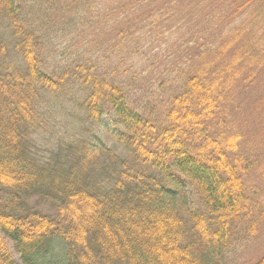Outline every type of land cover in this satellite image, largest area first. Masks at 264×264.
<instances>
[{
	"label": "trees",
	"instance_id": "16d2710c",
	"mask_svg": "<svg viewBox=\"0 0 264 264\" xmlns=\"http://www.w3.org/2000/svg\"><path fill=\"white\" fill-rule=\"evenodd\" d=\"M161 1L0 0V264H221L263 226L264 6L179 62L204 0Z\"/></svg>",
	"mask_w": 264,
	"mask_h": 264
},
{
	"label": "rangeland",
	"instance_id": "374dc122",
	"mask_svg": "<svg viewBox=\"0 0 264 264\" xmlns=\"http://www.w3.org/2000/svg\"><path fill=\"white\" fill-rule=\"evenodd\" d=\"M20 1L21 5H25V3L23 2V0H15L16 3H18ZM197 2H199L198 0H196ZM201 1V0H200ZM26 2V1H25ZM204 2V4H203ZM223 4V1L220 0H204L202 1V4L200 3V5H202L197 12H199L196 16H195V23H193L194 25V32L192 31V33L188 36H185L183 39V44H182V40L181 43L178 45V48L175 50L178 52V58H179V62H185L187 59V49H191L190 51H192L193 53L196 52L195 47L199 41V32H201V30L203 28H206L207 25L201 23L200 20H198L199 16L204 15V17L207 15V11L210 8H214L216 6H218L217 4ZM245 3V4H244ZM231 5H229L228 7H219L218 10L220 11L219 15L220 17H222V21L221 23H219L218 25L215 26V31H217L218 29L221 28V26L224 24V21L229 20L232 21L234 20V24L237 26H241L244 24H248L247 28L250 27V29L255 28V24L253 23V19L254 17V10L256 9L255 12L260 11L263 6H264V0H245L243 1V3L240 0H233L231 3ZM163 5V0L161 2H159V7ZM240 6H245L244 9H241L242 7ZM25 7V6H24ZM222 8V9H221ZM224 8V9H223ZM231 11H234V13H232ZM236 12L238 14H236ZM236 14V15H235ZM229 16H233L232 19H229ZM228 21V22H229ZM181 23V22H180ZM182 24V23H181ZM184 25V24H183ZM183 29V28H182ZM185 30V28H184ZM184 30L182 35L184 34ZM192 39V40H191ZM173 41V40H172ZM176 41V38L174 39V42ZM148 48H145V50H147ZM159 50H153V54H157L159 53ZM162 54V52H161ZM165 57V56H164ZM178 60V59H176ZM161 64L158 66L160 68H166L167 67V61L165 59H160ZM157 68L156 67H152L150 69V73L156 71ZM260 76L258 77V80L256 82H253V86L251 87V98L253 101H257L259 103L264 104V74L262 76V78L260 79ZM251 110V109H250ZM263 112H264V106H263ZM259 115V113H258ZM253 120H256V117L253 115ZM259 118V117H258ZM103 120H105L106 122H109L108 119L106 117L103 118ZM258 126V125H257ZM262 129L261 127H258L257 130ZM260 140H263L264 138V129L260 132V134L258 135V137ZM261 145L258 146L257 148V154L258 153H263L264 152V148H262ZM253 151H255V149H253ZM264 154V153H263ZM261 155H258V157H260ZM184 183V187L186 189V192L188 194V198L189 201H193V198L190 194V188H189V184L186 181H183ZM182 183V184H183ZM258 192H259V199H261L262 201H264V182H260L258 184ZM264 207V205H263ZM4 238V241L7 245V248L9 249L10 253L12 254L13 258L21 263V256L20 254H18L15 250V245L13 242H11V240H9L7 237H5V235H2ZM57 249H56V253H60V251L62 252V244L61 243H57ZM60 245V246H59ZM264 254V222H263V226L261 227V229L259 230V232L256 234L255 237L250 238L248 241L242 243L239 245V247H237L234 251H232L231 253H229L223 260V262L221 264H253L255 262H257L261 256ZM39 264H63L62 258L58 255V254H54L52 256H50L49 258H47L46 261H43Z\"/></svg>",
	"mask_w": 264,
	"mask_h": 264
}]
</instances>
